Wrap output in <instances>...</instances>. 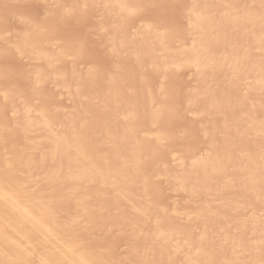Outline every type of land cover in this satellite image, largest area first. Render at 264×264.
Returning <instances> with one entry per match:
<instances>
[{
  "label": "bare ground",
  "instance_id": "6f19581e",
  "mask_svg": "<svg viewBox=\"0 0 264 264\" xmlns=\"http://www.w3.org/2000/svg\"><path fill=\"white\" fill-rule=\"evenodd\" d=\"M0 264H264V0H0Z\"/></svg>",
  "mask_w": 264,
  "mask_h": 264
},
{
  "label": "rangeland",
  "instance_id": "374dc122",
  "mask_svg": "<svg viewBox=\"0 0 264 264\" xmlns=\"http://www.w3.org/2000/svg\"><path fill=\"white\" fill-rule=\"evenodd\" d=\"M35 9H36V10H35ZM35 9L33 8V9H31V10H34V11H35L34 13H36V12L38 11L36 14H39L40 9H38L37 7H36ZM32 12H33V11H32Z\"/></svg>",
  "mask_w": 264,
  "mask_h": 264
}]
</instances>
